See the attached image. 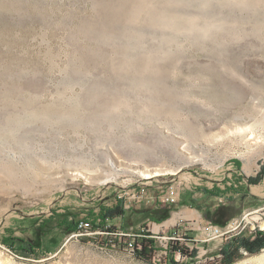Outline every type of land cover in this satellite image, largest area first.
<instances>
[{"label":"rangeland","instance_id":"rangeland-1","mask_svg":"<svg viewBox=\"0 0 264 264\" xmlns=\"http://www.w3.org/2000/svg\"><path fill=\"white\" fill-rule=\"evenodd\" d=\"M237 181L258 220L264 0H0V264H165L173 233L181 264L193 248L194 264H218L230 236L204 242L184 206L146 225L149 262L59 225L120 191L138 208L142 184L148 206L168 182L179 202ZM233 264H264V250Z\"/></svg>","mask_w":264,"mask_h":264},{"label":"trees","instance_id":"trees-1","mask_svg":"<svg viewBox=\"0 0 264 264\" xmlns=\"http://www.w3.org/2000/svg\"><path fill=\"white\" fill-rule=\"evenodd\" d=\"M258 183L259 181L256 179L249 181V184L253 185ZM166 186H161V193L165 192ZM241 186V181H237L230 183L223 190H203L201 192L202 199H196L189 195L188 199H181L176 204H164L155 199L152 204L144 206L142 201L133 200V204L140 205L138 208L127 207L126 209L125 199L117 198L111 207H99L95 213L90 212L85 217L77 216L75 219L73 216L74 220L63 222L59 228H63L69 236L79 231L78 225L81 221L88 222L90 232H98L101 236L113 238L110 245L105 244L109 249L127 252L128 243H131L134 249L133 256L141 261L149 262L153 252L156 251V245L150 238L151 235L144 231L148 223L159 225L168 220L179 207L184 206L199 211L206 222L225 227L228 222L241 213L246 202L249 199L252 200L249 197V192L243 190ZM212 199L217 200L218 203L213 205ZM116 223L119 225L116 226ZM57 229V226L52 228V230ZM116 233H122L125 236H115ZM13 241L17 240L13 239ZM186 250L177 245L172 246L165 264H181L175 259L174 253L179 251L181 256H186ZM262 250H264V231L255 230L254 233L247 236L241 234L229 237L215 256L219 257L218 264H233L239 261L244 254L254 255ZM196 255L195 248L187 255L191 264H194L193 260Z\"/></svg>","mask_w":264,"mask_h":264},{"label":"built area","instance_id":"built-area-1","mask_svg":"<svg viewBox=\"0 0 264 264\" xmlns=\"http://www.w3.org/2000/svg\"><path fill=\"white\" fill-rule=\"evenodd\" d=\"M171 182H169L166 186V190L164 193H162L161 195H159L158 200L161 203L164 204H176L178 202V198H177V193H176V187L173 184H170ZM146 185L142 184L137 186V188H139V191H137L134 194H131L130 198L132 200H136V201H141L144 198L145 195V187ZM126 193H122L121 191L119 192L118 198H125ZM264 209V208H263ZM258 212H260V210H255V211H244L241 213L240 216L233 218L230 222L227 223V225L225 227H219V226H215L209 222H207L206 226L203 228V234L206 236L205 237V241L208 240H212V239H216V238H221V237H225V236H238L241 234H244L247 231L248 226L250 227V234L254 233L255 230H259V231H264V213H261V215L258 217V220H255L253 218V215L258 214ZM257 221H261V224H263L262 226L257 225L255 227V224H257ZM182 224V223H181ZM178 227H180L181 225H177ZM78 229L79 231L75 234H73V236H81V235H88V234H92V235H99L98 232H90V226L88 222L85 221H81L78 225ZM125 236L122 233H116L115 236ZM150 238H156L154 235L150 236ZM166 245L168 244V242H175L177 244V246L179 247L181 245L180 241L181 238L178 237V235H176V233H173L172 236L167 237L166 238ZM164 246V249L161 250L160 252H162V254L164 255V257H167V255L170 253L169 248L167 246ZM176 246V245H175ZM171 250V249H170ZM133 246L131 243H128V247H127V253H130L131 255H133ZM175 255V259L178 260L180 258V252L176 251L174 253Z\"/></svg>","mask_w":264,"mask_h":264},{"label":"bare ground","instance_id":"bare-ground-1","mask_svg":"<svg viewBox=\"0 0 264 264\" xmlns=\"http://www.w3.org/2000/svg\"><path fill=\"white\" fill-rule=\"evenodd\" d=\"M110 165H111V167H113V163L112 162L110 163ZM144 176H145L146 179H149V178L152 177L151 175H144Z\"/></svg>","mask_w":264,"mask_h":264},{"label":"water","instance_id":"water-1","mask_svg":"<svg viewBox=\"0 0 264 264\" xmlns=\"http://www.w3.org/2000/svg\"><path fill=\"white\" fill-rule=\"evenodd\" d=\"M169 183V182H168Z\"/></svg>","mask_w":264,"mask_h":264}]
</instances>
